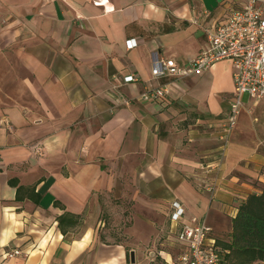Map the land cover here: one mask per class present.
I'll list each match as a JSON object with an SVG mask.
<instances>
[{"label": "crops", "instance_id": "crops-1", "mask_svg": "<svg viewBox=\"0 0 264 264\" xmlns=\"http://www.w3.org/2000/svg\"><path fill=\"white\" fill-rule=\"evenodd\" d=\"M246 2L0 0V264H168L192 217L227 239L264 182V96H244L226 134L230 59L154 69L189 62Z\"/></svg>", "mask_w": 264, "mask_h": 264}, {"label": "built area", "instance_id": "built-area-1", "mask_svg": "<svg viewBox=\"0 0 264 264\" xmlns=\"http://www.w3.org/2000/svg\"><path fill=\"white\" fill-rule=\"evenodd\" d=\"M208 46L185 64L173 58L159 60L154 69L156 77H184L200 74L217 60L232 61L234 97L230 101L224 130L228 134L235 126L244 96H264V0H247L238 9H230L226 19L205 29ZM129 46L135 44L129 39ZM134 80L133 74L124 75L122 83ZM167 87L145 88L140 97L144 101H156L166 95ZM173 219L183 214L177 200L172 202ZM211 227L204 221L192 217L178 231L179 241L186 249L168 264H221V255L214 241H207ZM23 254L19 248L6 252V257Z\"/></svg>", "mask_w": 264, "mask_h": 264}, {"label": "trees", "instance_id": "trees-1", "mask_svg": "<svg viewBox=\"0 0 264 264\" xmlns=\"http://www.w3.org/2000/svg\"><path fill=\"white\" fill-rule=\"evenodd\" d=\"M258 187L239 201L227 239L216 243L221 264L264 263V182Z\"/></svg>", "mask_w": 264, "mask_h": 264}, {"label": "rangeland", "instance_id": "rangeland-1", "mask_svg": "<svg viewBox=\"0 0 264 264\" xmlns=\"http://www.w3.org/2000/svg\"><path fill=\"white\" fill-rule=\"evenodd\" d=\"M258 264H264L263 262H260V263H258Z\"/></svg>", "mask_w": 264, "mask_h": 264}, {"label": "water", "instance_id": "water-1", "mask_svg": "<svg viewBox=\"0 0 264 264\" xmlns=\"http://www.w3.org/2000/svg\"><path fill=\"white\" fill-rule=\"evenodd\" d=\"M133 257L132 253H131V258Z\"/></svg>", "mask_w": 264, "mask_h": 264}]
</instances>
